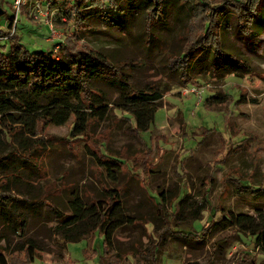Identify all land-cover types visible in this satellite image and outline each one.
Returning a JSON list of instances; mask_svg holds the SVG:
<instances>
[{"label": "rangeland", "instance_id": "1", "mask_svg": "<svg viewBox=\"0 0 264 264\" xmlns=\"http://www.w3.org/2000/svg\"><path fill=\"white\" fill-rule=\"evenodd\" d=\"M44 1L48 0H28L17 14L13 0H0V9L5 12L0 16V31L4 32L0 36L10 31L8 18L14 16L15 21L17 16L16 28L12 23L11 32L14 30L18 43L28 52L57 56L65 45L73 51L98 52L114 66H126L122 71L134 90L154 87L162 92V99L150 128L137 138L126 131L130 115L116 106L118 87L94 81L89 87L103 93L107 116L81 139L70 135L73 119L63 126L37 127L35 136L21 132L14 135L15 125L5 116L31 114L33 110L23 112L3 101L0 155L11 153L6 165L0 166V176L3 174L2 178L10 182V190L3 195L28 202L49 201L64 213L74 194L90 204L100 194L97 180L101 169L89 151L97 153L100 147L112 156L130 158L112 186L121 191L125 215L131 219L114 233L107 248L110 255H119L115 258L121 262L114 264H149L137 256L136 250H146L156 243V264H264V254L254 250L253 239L237 235L230 226L215 227L201 241L172 235L156 215L157 203H162L173 231L196 234L202 226L208 228L212 219L228 213L255 216L264 211V197L241 195L234 185L240 179L245 185L264 190V32L246 38L237 32L239 4L204 0L208 8L224 3L227 10L233 11L221 31L222 49L246 59L249 73L212 77L207 70V53L191 72L190 83L182 86L172 57L185 40L202 34L195 22L207 17L198 0H180V9L170 6L164 21L148 32L143 8L135 3L128 10L121 1L122 27L117 18L106 22L88 7L81 13L86 20L79 21L70 6L75 0H51L46 24L33 16L34 3ZM150 33L155 38L152 43ZM191 89L195 92L183 93ZM59 95L77 102L74 91ZM8 96L21 104L27 101L25 90L8 91ZM216 96L221 99L207 103ZM20 144L25 153L19 149ZM205 197L210 207L193 219L194 202ZM19 211L27 219L22 234L0 227V253L8 258V264L27 260L24 253L14 250L28 239L34 242L37 253L32 262L25 264H113L107 259L98 231L65 245L59 225L48 214L21 204Z\"/></svg>", "mask_w": 264, "mask_h": 264}, {"label": "trees", "instance_id": "2", "mask_svg": "<svg viewBox=\"0 0 264 264\" xmlns=\"http://www.w3.org/2000/svg\"><path fill=\"white\" fill-rule=\"evenodd\" d=\"M121 1L125 2L124 8L128 10L134 6V3L143 8L146 18V31L164 21L166 11L170 6H177V9L182 8V5H178L180 0H91L90 2L75 0L74 4L70 2V6L75 14L79 15V21L86 20L81 13L88 7V11L96 13L106 22L112 21V18H117L120 25L124 27L123 22L119 19L122 11L119 9ZM231 1L240 5L239 14H237L239 19L237 32L246 35V38L252 37L254 33L264 32V7L256 10L264 0H255V3L253 0ZM197 2L204 8L205 11L202 13H205L207 18L195 22L196 29L202 34L193 36L191 40H185L180 46L179 53L172 57L176 67L175 71L180 75L179 83L182 86L190 83L192 80L191 72L207 53L210 54L207 70L210 71L212 77L224 78L227 74L236 72L240 74L249 73L246 59L232 55L222 49L221 31L224 23L232 17L233 11L227 10L224 3L208 8L204 0ZM249 2L252 3L249 4ZM13 18L14 16L8 18L10 24L7 28L10 31L3 34L4 36H0V41H5L4 44L0 43V105L3 101H8L16 109L23 112L27 109L33 110L31 114H8L5 116L7 121L15 125L12 130L14 135L21 132L20 135L26 133L35 136L37 127L63 126L70 119H73L70 135L74 139L84 138L94 125L103 121L107 116V106L104 102L103 93L89 87L90 83L98 80L118 87L120 94L116 106L120 111L130 115L131 123L126 130L130 135L138 138L140 133L150 128L154 121L158 103L162 99L161 91L150 86L141 91L134 90L127 80V75L122 71V69H126V66H114L98 52L91 50L73 51L65 45L57 56L40 51L30 53L18 43L14 30L13 33L11 32L12 23H14V28L17 25V21H13ZM0 33L4 32L0 31ZM10 37L13 38L12 42H10ZM148 39L150 43L154 41L153 33L149 34ZM18 90L27 92L26 103L21 104L9 98L8 91ZM72 91L76 93V103L69 101L66 96L64 98V96L59 95ZM219 99L221 98L216 96L208 100L207 103ZM19 149L25 153L21 144ZM89 153L95 165L101 169L100 180H97L100 186L98 198L92 200L90 204H86L77 194H74L73 200L67 203V213H64L56 204L49 201L28 202L24 201L25 198L17 200L10 196H4L3 192L10 190V182L8 179L2 178V174L0 176L2 178L0 179V227H8L13 232L22 234L27 225V219L19 211V206L20 204L26 205L29 210L36 212L41 210L48 214L52 218V222L59 225L58 229L65 245L80 242L87 235H93L94 232L98 231L103 237L106 250L112 242L114 233L126 223L131 222V219L127 218L124 212L121 191L112 187L116 184L117 176L122 173L123 167L128 165L130 158H124L118 154L112 156L104 153L100 147L97 153L93 151H89ZM10 155L11 153L0 155L2 168L6 165L5 160ZM13 156L16 159L19 158L16 155ZM234 185L236 191L241 195L253 194L254 197H264V190L245 185L240 179L236 180ZM206 192L208 193V191ZM159 198L161 200L162 196ZM160 205L162 203H157V218L163 222L166 230L172 235L181 234L186 238L202 241L206 233L215 227L227 225L237 235L251 237L254 250L264 254V211H258L255 216L228 213L217 220L212 219L208 228L202 226L196 234H184L181 231L172 230ZM209 207L206 197L202 201H195L191 211L192 218H199ZM5 250L4 248L3 251ZM14 252L25 254L27 260L20 263L25 264L36 258L37 248L34 242L28 239L23 240L21 246ZM136 252L140 259L149 264H156L159 243L150 244L146 250L137 248ZM106 256L113 264L121 262L116 259L119 258V255H110L108 249ZM114 259L116 260L114 261ZM0 264H8V258L2 252L0 253Z\"/></svg>", "mask_w": 264, "mask_h": 264}, {"label": "built area", "instance_id": "3", "mask_svg": "<svg viewBox=\"0 0 264 264\" xmlns=\"http://www.w3.org/2000/svg\"><path fill=\"white\" fill-rule=\"evenodd\" d=\"M27 1L28 0H13V9L16 11L17 14L19 13L20 8L25 6ZM50 1L51 0H48L47 2L44 1L43 5L39 2L34 3V7H33L34 18L36 19L40 18L41 20H44L46 24H48V21H47L48 20V10L51 7ZM16 18L17 16L15 17V20ZM193 92H195V90L191 89V90H184L183 93L187 94V93H193Z\"/></svg>", "mask_w": 264, "mask_h": 264}, {"label": "water", "instance_id": "4", "mask_svg": "<svg viewBox=\"0 0 264 264\" xmlns=\"http://www.w3.org/2000/svg\"><path fill=\"white\" fill-rule=\"evenodd\" d=\"M3 13H4V12L0 9V16L3 15Z\"/></svg>", "mask_w": 264, "mask_h": 264}, {"label": "crops", "instance_id": "5", "mask_svg": "<svg viewBox=\"0 0 264 264\" xmlns=\"http://www.w3.org/2000/svg\"><path fill=\"white\" fill-rule=\"evenodd\" d=\"M44 3H42V5H43Z\"/></svg>", "mask_w": 264, "mask_h": 264}]
</instances>
